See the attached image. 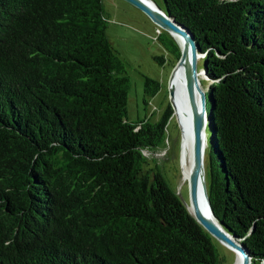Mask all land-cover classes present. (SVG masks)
Returning <instances> with one entry per match:
<instances>
[{
  "label": "trees",
  "instance_id": "1",
  "mask_svg": "<svg viewBox=\"0 0 264 264\" xmlns=\"http://www.w3.org/2000/svg\"><path fill=\"white\" fill-rule=\"evenodd\" d=\"M162 4L203 53L212 212L264 264V0ZM107 27L104 0H0V264H223L154 156L172 108L128 120Z\"/></svg>",
  "mask_w": 264,
  "mask_h": 264
},
{
  "label": "rangeland",
  "instance_id": "2",
  "mask_svg": "<svg viewBox=\"0 0 264 264\" xmlns=\"http://www.w3.org/2000/svg\"><path fill=\"white\" fill-rule=\"evenodd\" d=\"M154 1L162 7V0ZM104 6L108 14V38L128 64L127 74L130 80L127 96L128 120L137 121L151 118L150 120L156 121L167 106H171L169 76L175 65L172 55L157 39L158 31L163 29L157 26L143 11L124 0H104ZM155 57H162L164 61L160 62ZM201 65L202 59L199 58L197 68L200 69ZM145 76L160 84V89L153 97H146V105L143 102ZM201 77L202 87L206 89L207 79L202 75ZM182 145L181 129L172 109L166 130L165 149L159 150L154 156L161 163L170 184L179 190L187 200L186 170L190 167L189 160L182 157ZM145 153L147 154V152ZM205 164L207 172V157ZM219 253L224 257L223 264L233 263L235 252L221 244Z\"/></svg>",
  "mask_w": 264,
  "mask_h": 264
},
{
  "label": "water",
  "instance_id": "3",
  "mask_svg": "<svg viewBox=\"0 0 264 264\" xmlns=\"http://www.w3.org/2000/svg\"><path fill=\"white\" fill-rule=\"evenodd\" d=\"M143 11L157 26L168 32L177 42L180 49V56L175 63L169 76V93L171 100V108L175 113L176 110V87L172 82L179 70L180 66L188 59V70L184 77V87L187 101L190 109L192 122V168L188 177L187 184V200L181 192L177 190V194L183 204L188 208L196 221L219 243L231 247L235 251V259L232 264H251V256L247 248L229 232L225 230L222 224L213 214L207 193L206 173H205V143H206V93L200 85L198 74L202 72L207 78L204 69H197V61L203 57V53L199 51L198 45L193 34L183 25L177 23L160 7L154 0H124ZM175 36L182 40L180 44ZM178 123V121H177ZM201 197L205 200L204 205L201 204Z\"/></svg>",
  "mask_w": 264,
  "mask_h": 264
},
{
  "label": "bare ground",
  "instance_id": "4",
  "mask_svg": "<svg viewBox=\"0 0 264 264\" xmlns=\"http://www.w3.org/2000/svg\"><path fill=\"white\" fill-rule=\"evenodd\" d=\"M177 41L182 44L181 38L178 36H175ZM188 70V59L186 58L184 63L180 66L179 70L176 72V75L174 77V80L172 81L176 87V95H175V102H176V110H175V117L178 121V125L181 129L182 134V148H183V156L186 160H189V168H187V183H188V177L189 173L192 168V162H193V154H192V122H191V115H190V109L187 101V96L185 92L184 87V77L186 75V72ZM201 75L204 77L202 72L198 74V80L201 85ZM179 85V86H178ZM202 86V85H201ZM206 140V139H205ZM206 145V143H205ZM190 152V153H189ZM186 164V163H185ZM201 204L204 205V210L206 213V206H205V200L203 197H201ZM209 214V213H208ZM226 246V245H224ZM227 247V246H226ZM228 249L232 250L231 247H227ZM235 252V251H233Z\"/></svg>",
  "mask_w": 264,
  "mask_h": 264
},
{
  "label": "built area",
  "instance_id": "5",
  "mask_svg": "<svg viewBox=\"0 0 264 264\" xmlns=\"http://www.w3.org/2000/svg\"><path fill=\"white\" fill-rule=\"evenodd\" d=\"M158 32H160V30Z\"/></svg>",
  "mask_w": 264,
  "mask_h": 264
}]
</instances>
